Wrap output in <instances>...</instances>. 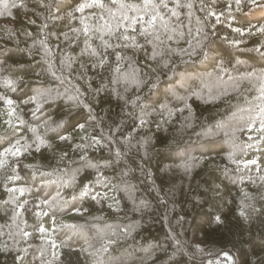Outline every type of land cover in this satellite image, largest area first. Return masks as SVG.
Masks as SVG:
<instances>
[{"label":"trees","instance_id":"obj_1","mask_svg":"<svg viewBox=\"0 0 264 264\" xmlns=\"http://www.w3.org/2000/svg\"><path fill=\"white\" fill-rule=\"evenodd\" d=\"M79 2L0 0V151L31 144L0 169V264H206L195 243L264 264V7L193 0L162 56L141 39L94 67Z\"/></svg>","mask_w":264,"mask_h":264},{"label":"snow or ice","instance_id":"obj_2","mask_svg":"<svg viewBox=\"0 0 264 264\" xmlns=\"http://www.w3.org/2000/svg\"><path fill=\"white\" fill-rule=\"evenodd\" d=\"M244 2L245 0H234L237 11L240 10ZM246 3L252 7H264V3H261V0H246ZM198 6L201 11H204L206 8L204 0H200ZM2 7L5 11L0 13V15H11L7 10L10 7H18V5L15 3L11 5L4 3ZM19 7H24V5L20 4ZM48 7H52V4L50 3ZM193 7V0H186V2L185 0H81V2L76 5L74 12H69L68 15L72 17L75 13L81 14V27L75 28L73 31L77 39H79L81 35L84 37V52L96 58L94 67H103L107 61V55L105 54L108 49L122 47L135 51L144 46L140 42L141 39L144 44H151L153 46L151 59L155 60L158 55L162 56L164 54V45L166 41L173 40L177 35L183 36V32L180 30L182 28L180 24V10L187 9V15L191 18L193 15ZM232 7V3L229 2L227 4V15L229 18L232 17ZM86 9L91 10L87 15L84 14ZM224 15V12L217 14L211 8H208L205 20L214 17L215 23L218 24L221 22V17ZM197 22L200 23L199 19ZM200 31L201 29H197V35H199ZM235 31L241 34L244 33V30L240 28H236ZM256 31L260 34H264V25L257 27ZM248 34H252L251 28L248 29ZM189 35H191V31H189ZM93 39L99 41L96 47H93ZM113 40L117 41V43H112ZM206 40L207 35L197 40V46L202 49L206 48ZM40 43L44 44V41ZM189 43L191 44V41H189ZM233 44L238 46L239 41H233ZM257 51H259V49H257ZM189 54L191 55V53ZM202 55L206 59L209 57L208 52H202ZM122 59H124V57L118 54L117 60L120 61ZM164 66H168L167 61L164 62ZM116 71H120L119 66ZM251 75L256 74L253 73ZM257 78L264 84V71L260 72ZM5 83L11 85L13 82L6 81ZM172 94L175 95V92L173 91ZM0 99H3L4 103L9 106V115L11 116L13 111L11 106L14 104V101L7 97H0ZM257 99L261 101V105H258L259 112L251 119L254 123L258 117L261 118L262 130H264V87L261 88V95ZM140 122L141 124L144 123L143 117H141ZM7 123L12 127L11 120ZM21 123H23V121H21ZM83 127L84 126L81 125V129H83ZM249 127H251V125H249ZM29 131L33 134V143L36 144L38 150L40 144L43 143V139L38 135L36 128L30 127ZM205 135L207 137L209 133ZM30 147L31 144H22L20 139H16L15 142L9 143L8 147H4L3 150L0 151V169L9 165L10 158L19 157ZM119 155L120 153L117 152V157H119ZM250 163L255 164L256 161L253 160L250 161ZM89 166L94 167V165ZM20 191L23 193L25 189H20ZM86 194L87 193H82V195ZM241 215H244L243 211ZM216 219L219 221V217ZM39 231L43 232V227H41ZM23 234L24 236L28 235L26 232Z\"/></svg>","mask_w":264,"mask_h":264},{"label":"rangeland","instance_id":"obj_3","mask_svg":"<svg viewBox=\"0 0 264 264\" xmlns=\"http://www.w3.org/2000/svg\"><path fill=\"white\" fill-rule=\"evenodd\" d=\"M46 230H48L46 228ZM92 241L85 237V243L89 246ZM195 246L199 247L197 255L203 259L206 264H237V257L231 251L212 250L211 248H203L200 244Z\"/></svg>","mask_w":264,"mask_h":264}]
</instances>
